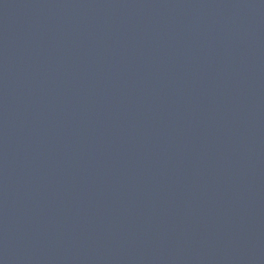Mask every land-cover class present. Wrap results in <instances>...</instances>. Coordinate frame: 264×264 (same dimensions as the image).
Instances as JSON below:
<instances>
[{
    "label": "water",
    "instance_id": "95a60500",
    "mask_svg": "<svg viewBox=\"0 0 264 264\" xmlns=\"http://www.w3.org/2000/svg\"><path fill=\"white\" fill-rule=\"evenodd\" d=\"M0 264H264V0H0Z\"/></svg>",
    "mask_w": 264,
    "mask_h": 264
}]
</instances>
